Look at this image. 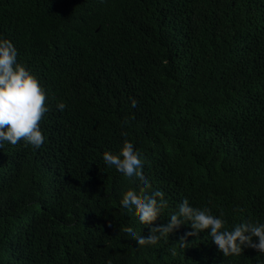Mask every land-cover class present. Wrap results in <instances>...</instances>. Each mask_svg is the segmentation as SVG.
Instances as JSON below:
<instances>
[{
    "label": "trees",
    "instance_id": "1",
    "mask_svg": "<svg viewBox=\"0 0 264 264\" xmlns=\"http://www.w3.org/2000/svg\"><path fill=\"white\" fill-rule=\"evenodd\" d=\"M0 38L48 108L40 148L0 149V264H264L190 225L128 240L150 232L123 212L142 192L103 160L145 158L168 202L153 226L184 199L229 228L264 222V0H0Z\"/></svg>",
    "mask_w": 264,
    "mask_h": 264
},
{
    "label": "clouds",
    "instance_id": "2",
    "mask_svg": "<svg viewBox=\"0 0 264 264\" xmlns=\"http://www.w3.org/2000/svg\"><path fill=\"white\" fill-rule=\"evenodd\" d=\"M18 51L11 41L0 38V149L5 142L16 145L21 141L40 148L45 136L40 122L48 111L45 89L35 75L17 61ZM66 104L57 105L64 111ZM132 107L138 115L141 109L135 100ZM105 164L115 169L120 178L140 189L142 195H132L127 199L123 212L130 218L138 219L140 224L149 228L147 237L135 231L123 234L128 240L141 245H156L164 236H169L182 225H190L192 231L185 234L195 237L207 230L211 241L223 256H239L245 248L264 254V222L243 221L228 227V222L213 215L208 208L194 207L184 199L173 212L166 225L153 226L168 207L164 193L153 190L146 178V161L135 147L125 145L118 153L106 151L103 154ZM222 215V214H221ZM115 231V229H113ZM184 244V240H181ZM255 241V242H254Z\"/></svg>",
    "mask_w": 264,
    "mask_h": 264
}]
</instances>
